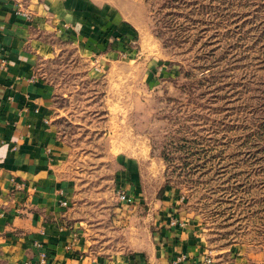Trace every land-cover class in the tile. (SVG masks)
I'll return each instance as SVG.
<instances>
[{
	"label": "rangeland",
	"instance_id": "rangeland-1",
	"mask_svg": "<svg viewBox=\"0 0 264 264\" xmlns=\"http://www.w3.org/2000/svg\"><path fill=\"white\" fill-rule=\"evenodd\" d=\"M141 1L136 56L96 71L61 46L42 64L60 127L73 147L114 133V155L147 158L214 264H264V0Z\"/></svg>",
	"mask_w": 264,
	"mask_h": 264
},
{
	"label": "crops",
	"instance_id": "crops-1",
	"mask_svg": "<svg viewBox=\"0 0 264 264\" xmlns=\"http://www.w3.org/2000/svg\"><path fill=\"white\" fill-rule=\"evenodd\" d=\"M144 20L141 0H0V264L36 262L38 243L48 264H196L209 255L175 194L154 189L142 154L114 155V133L105 146L100 137L73 147L55 85L41 74L61 46L96 71L105 57L136 56Z\"/></svg>",
	"mask_w": 264,
	"mask_h": 264
},
{
	"label": "built area",
	"instance_id": "built-area-1",
	"mask_svg": "<svg viewBox=\"0 0 264 264\" xmlns=\"http://www.w3.org/2000/svg\"><path fill=\"white\" fill-rule=\"evenodd\" d=\"M18 13L19 14H24V15L30 17V15H27V13L25 11H23L22 9H19ZM117 197H118V199H119V201L121 203H126V204H131L132 203V199L124 191H118ZM63 205L67 206V203L64 202ZM177 223H178V219L176 217L171 219V224L172 225H177ZM181 225H183V224H181ZM37 246L41 250L40 253L38 254L37 261L36 262L29 261V262H26L25 264H48L49 256H48L47 250H45V248L42 246V244L38 243ZM184 258L185 257L179 258L175 264H178L179 262H182L184 260ZM196 264H214V260H213L212 256L207 255L204 259H202L201 261L197 262Z\"/></svg>",
	"mask_w": 264,
	"mask_h": 264
}]
</instances>
